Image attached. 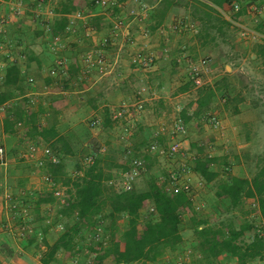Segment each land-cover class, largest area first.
<instances>
[{"label":"trees","instance_id":"trees-1","mask_svg":"<svg viewBox=\"0 0 264 264\" xmlns=\"http://www.w3.org/2000/svg\"><path fill=\"white\" fill-rule=\"evenodd\" d=\"M252 2L255 1L160 0L159 5L150 13L149 20L151 29L155 30L172 8H182L195 28L193 37L199 47L207 49L216 47L218 44L216 39L221 37L219 42L228 44L230 50L233 46L229 45L230 40L227 43L223 38L221 26L225 22L219 10L224 8L228 11L230 20L238 21L239 16L245 13L246 7ZM72 3L67 1L56 9L59 18L51 24V35L60 33L66 26V15L76 6L75 2ZM85 3L86 0H77V7H83ZM119 4L110 7L109 12L119 13ZM234 4L239 7L235 13L232 10ZM92 10L93 7L89 9ZM89 19L88 24L97 27L99 18L92 16ZM180 24H183L182 20L179 21ZM172 30L184 32L178 27ZM257 30L264 33L263 24L257 26ZM5 54H1L0 58L6 60L8 55ZM248 54L252 64L258 67L264 85V39L251 42ZM28 58L29 56L26 60H29ZM223 58L232 68L231 61L236 57L230 56L227 52ZM173 67L175 71L178 70L179 61L175 62ZM21 84L22 77L17 64L8 63L0 85V106L13 98H21L19 99L21 105L19 107L14 105L11 107L12 111L7 109L10 116H6L3 120V132H9L16 123L24 127L29 126L26 136L31 138V144L45 146L57 159L56 163L44 162L40 168L41 173L47 174L51 181L64 188V194H67V198L58 204V209L48 226L41 225L44 217L40 208L46 205L50 208L56 203L49 190L40 193L29 191L23 193L22 197H17L21 199V203L18 202L16 209L12 211V226L38 222L36 228L33 225L29 237L18 240H27L28 244L39 240L43 248L38 258L39 264L56 262L58 254L75 258L76 246L82 240L83 232H88L91 238L95 236L97 239L94 240L95 243L92 239L89 240L90 243L84 248L85 254L81 256L82 261H76V264H157L171 248L179 247L183 243L182 216L186 213H189L190 218L189 223L184 227L186 226V230L191 232L200 247L201 258L198 262L218 264L217 260L222 253L230 257L228 263L231 258L235 260V264L264 260V238L256 231L254 223L242 220L236 225L235 221L228 219L218 226L211 227L204 219L196 218L189 196L181 193L169 195L157 184V177L165 176V173L163 170L159 175L152 173L153 165L159 161L148 152V147L151 143L163 147L166 143L163 135L153 137L152 132L150 135L145 133L144 126L134 127L132 138L135 135L141 136L142 133L148 137L145 136L146 138L139 140L137 144L132 143L130 139L129 147L126 148L130 149V153L125 154V147L121 150L122 153L124 152L123 163L118 162L112 154L106 153L105 149L101 151L92 141L76 150L74 146L82 142L76 139L73 132L67 131L60 135L55 127V120L40 124L38 110L25 114L24 106L28 101L21 97L23 92ZM240 90L242 89H235L228 76L221 77L212 86L197 88L194 97L176 113L175 119L180 120L184 127L183 139L188 141L186 131L191 126L196 125L198 130L201 128L200 119L208 117L206 113L212 110L216 94L220 95L226 106H230L232 115L239 114L240 105L255 109L253 104H245ZM179 91L184 92L185 88ZM142 108L144 109V106ZM100 118L97 126L110 132L116 129L112 114L107 109L102 111ZM251 128L252 125L248 126L247 122L240 127L244 142H250ZM201 150L202 148L196 153L192 171L203 184H213V195L222 210L228 214L236 211L245 215L247 211H243V206L246 204L250 206L253 201L255 203L253 208L259 216L257 219L264 224V149L252 158L253 165L248 178L232 176L228 169L225 172L221 170L220 176L212 169L213 166L218 165L219 160L203 156ZM134 157L142 159L145 172L133 183L130 191H124L120 185V174L128 170V163ZM65 158L74 160L71 172L66 170V165L63 163ZM243 158L246 162L249 157L244 155ZM220 164V167L225 166L224 162ZM25 183V180H19L17 188L23 189ZM24 205L29 220H22L21 208ZM120 220L125 222L122 227L117 223ZM56 225L61 228L59 232L51 229ZM199 226L203 227L197 230ZM96 228L100 229L102 234H99ZM245 232H252L248 243L242 242ZM166 264L171 263L168 261Z\"/></svg>","mask_w":264,"mask_h":264},{"label":"crops","instance_id":"crops-1","mask_svg":"<svg viewBox=\"0 0 264 264\" xmlns=\"http://www.w3.org/2000/svg\"><path fill=\"white\" fill-rule=\"evenodd\" d=\"M67 1L69 0H44L43 6L39 11L36 8L37 0H22L16 7L17 12L13 14L10 9L16 6L14 0H0V17L7 19L5 27L0 32V44L2 45L0 55H4L5 53V55H8L6 60L0 58V85L5 73V66L8 63H16L22 77L21 88L23 92L21 97L24 99L26 98L27 101L31 103L35 102L38 104L37 110L40 116L38 117L40 122H44L42 124H45L46 121L55 120V127L60 135L65 134L67 131H71L80 143H86L89 134H91L90 131L86 129L88 128L87 124H83L84 120H88L86 122L88 123L90 120L99 119L104 109H107L113 114V112H115L114 109L117 110L122 103H127L134 99V90L141 85L148 88L147 90L144 87L149 98H147V96L143 97L144 109L136 122V126H144L146 134L148 135H150L151 132L153 134L161 125L169 128L175 119H171L174 116L175 110H179L182 106L178 105V103L181 104L183 95L180 96L179 94L183 93H177L175 91L172 93L174 89L169 87L171 85L168 84L167 79L174 76L176 81L178 80V76H182L185 79L187 78L186 67L184 70L178 69L179 73L171 67H173L175 62L183 60V56H185V52L183 51L184 53H181L179 49L184 50V48H188L191 44H194V40L185 41V39H182V37L178 35L173 37L167 29L178 19L182 21L188 20L190 22L186 11L182 8H172L162 23L155 30H152L149 20L150 13L159 5L160 0L140 1L141 5L147 7L145 10L147 17L142 22L133 20L128 22L126 17L124 21V18L121 17V13H103L101 8L95 6L92 11H89V9H80L74 5L75 8L66 15L67 24L64 29L56 35H51V24L54 20L59 18L56 9ZM254 1L255 2L250 3L246 7L245 13L239 16L238 21L227 20L229 15L228 11L224 8L219 10L223 20L229 21L230 25L234 24L239 28L235 27V31L239 33L240 36L248 34L249 32L250 36L246 38L250 39L251 42L264 39V33H260L258 30L254 29L256 26L260 27L261 24L264 26V0ZM72 4H74V2ZM44 9L45 11H52L53 15L50 17L47 15V17ZM123 10L124 9L121 10L122 13ZM237 11H234V13ZM36 15L40 16L39 20H37L38 18H36ZM92 16L99 18L97 27L88 24L89 18ZM115 23L119 24L120 29L123 28L121 31L122 33L118 34L120 36L122 35L121 37L115 36V31L113 30ZM141 28L144 29H142V31L148 33L147 38L140 37V33L142 32ZM161 29L164 31V33H161L163 35L158 34ZM8 31L11 33V37L6 40L4 37H6ZM136 46L138 49L143 47L142 51L146 52L147 55H150L154 59V64L149 69L138 71L130 65V51L134 50ZM160 48H163L162 52L167 49L168 51L166 52H169L168 55H163ZM128 52L130 53L128 54ZM224 52L225 54H220L219 52L212 53L213 57L210 61V65L208 63L209 70L217 68L216 63L221 62L222 59L224 60L223 57L226 56L227 52L232 57H242L229 49L227 52ZM87 53L103 56L107 61V72L103 75L90 72L88 77L85 76L83 78L86 87L82 84L81 88H76L74 87L76 79H79L81 76L82 65H80V62ZM27 56H29V60H26ZM58 60L64 62L63 68L58 69L54 67V63ZM53 67L57 70V75L49 74V71ZM168 67L170 68L169 71L171 75L168 71ZM225 68H227V66L224 65V69ZM61 72H63V74ZM28 79H32L33 84L28 83ZM72 84H74V86ZM171 94L175 95L171 96ZM18 103H20V101L18 102L17 98H13L0 106V144H4L6 149L13 150L18 158L9 159L8 164L6 163L0 166V264H39L38 258L43 251L39 240L28 244L26 242L27 240L24 241L14 238L10 232H7L4 226L7 224L11 227L12 231L16 227L12 226L13 209L9 207L11 204H14V202L8 203V206H6L4 200L5 195L13 201V199L29 191L31 193H40L44 190H49L41 181V176L43 175L41 171L35 169L33 164L29 161L26 162L18 157V153L25 150L27 144H31L29 140L20 141L19 132L21 127L17 126L19 124H14L9 132H3V120L6 116H10V112L8 113L7 109L12 111L11 107L14 105L17 106ZM164 108L168 109L167 113L163 112L162 109ZM238 109L239 114L230 115V119L224 120L223 124L220 121V131H212L209 128L208 131L205 130L208 135L212 132L217 133V135L220 133L219 137L221 138L219 140L221 141L218 142L216 136H214L213 139L210 138L207 146V152L209 153H207V155H202L219 160L218 165L213 166L212 169L220 174V176L222 175L221 170L225 172L228 169L232 176L248 178L251 172L247 173L244 170L242 164L244 160H242V157L248 155L252 160L257 150L254 148L260 146L258 144L260 140L253 138V134L250 133L252 135L250 136V142H244V138L240 133V126L244 122H247L248 126H253L254 124L258 125L259 122L256 124L253 119H242L244 110L248 111V113H250L249 115L252 116L253 109L249 106L243 109L238 106ZM170 114L172 115L171 118H169ZM25 129L28 131V127H25ZM223 129L224 134L221 132ZM86 135L87 138H85ZM229 135H232V140H236V143H238L236 152L232 155L226 153L224 146L221 147L224 142H228ZM209 146L210 150L208 151ZM187 149L189 150V148ZM251 160L248 161L250 162ZM71 162H74L71 158L64 159L63 163L66 165V170L67 165ZM222 162L225 163V166L220 167V163ZM161 169L164 171L163 167ZM68 172H71V170ZM138 179L139 177H137L134 182H136V180L138 181ZM195 179L199 178L194 175V180ZM19 180L26 181L23 189L17 188ZM212 187V183L203 184L201 182L198 186L196 184L194 185V195L191 203L194 206L196 218L198 219H204L205 216H208L206 215L208 207L203 209V202H207L209 199L207 200L208 196L205 198V195L203 196L201 194L200 189H209L212 202H216L217 200L213 195L214 188ZM249 202L251 203V201H248V203ZM253 205H255V203L252 201V206ZM196 207L198 209H196ZM50 209L51 207L49 208L48 205L40 208L44 213ZM42 216L45 218V215ZM189 216V213H186L185 218L189 219ZM184 221L183 219V222ZM200 229L197 227V230ZM183 233V243L179 247L171 248L170 251L162 257V261L170 257L169 255L172 256L170 258L173 260L188 249L201 258L198 242L192 238L188 239V243H186L185 239H187V236H183ZM187 233L188 232H186V235H188ZM248 241L249 239L245 242L248 243ZM37 243H39L38 246ZM199 258H191L189 263L206 264L202 263V261L198 262ZM229 258L228 254L222 253L217 263L235 264L233 258H231V261L228 263ZM81 259L82 258H80V260ZM80 260L66 254H58L56 262L52 264H67V261H69L70 264H76L75 262H80ZM249 264H264V260H255Z\"/></svg>","mask_w":264,"mask_h":264},{"label":"rangeland","instance_id":"rangeland-1","mask_svg":"<svg viewBox=\"0 0 264 264\" xmlns=\"http://www.w3.org/2000/svg\"><path fill=\"white\" fill-rule=\"evenodd\" d=\"M69 1L75 2L76 6H78V4H79V3L77 4V0H69ZM139 1H141V0H123V1L115 0V4H113V5H116V4L120 3L119 6H118L119 14L120 13L122 14L121 17L124 18V21L127 19L128 22H131L132 20L133 21L142 22L147 17L146 16V12H145L147 7L144 6V5H141ZM83 5L84 6L80 7V9L86 10V9H90L91 7H94V4H93L92 0H86V3L83 4ZM113 5H110L108 8H105V9L103 8L102 12L103 13L109 12L110 11V7H112ZM122 9H124L123 13L121 11ZM125 17H126V19H125ZM227 20H230L229 19V15H228ZM179 21H180V19L174 21L172 23V25L175 24V23H178ZM223 21L225 22L221 26V32L224 33L223 34V36H224L223 38L226 39V42L230 40V42H229L230 44L229 45L233 46L232 49L230 48V51H233V53H236V54H238L239 56H242V57H240V58L237 57L236 59L231 61L232 68H230L228 66L229 65L228 62L223 60V59L221 60V62L216 63L217 68H215L214 70H213V68L208 70L206 76L204 77L205 83H206L207 86H212L221 77L228 76L230 78L231 83L234 85L236 90H239V89L243 90V91L242 90H240V91L242 92V95L244 97L245 104H248V105L249 104H253L255 109H253L252 116L249 115L250 113H248V111L244 110V114H243V118L242 119L243 120L244 119H253L256 122V124L259 122L258 125L254 124L252 126L251 133L253 134V138H255L256 140H260V142L258 143L260 146L258 145L259 147L254 148V149H257L255 151L256 153H254V154H260L263 151V149H264V85H263V77L261 76L258 67L256 65H253L252 62L249 60L250 57H249V54H248V49H249V45H250L251 41H250V39H247L246 37H249L250 33L248 32V34L240 36L239 33H236V31H235V29L238 28L237 26H235L234 24L230 25L229 21H226V20H223ZM184 22L192 24L188 20H183V23ZM172 25L170 26L169 29H167L168 32L170 31L169 33H170L171 36L175 37L176 35H178V36L182 37V39H185V41H192V39L194 40L193 36H194L195 32L185 31V32H178L177 33V31L171 29ZM118 29L119 30L114 32L115 36L121 37L122 35L120 36L118 34L122 33L121 31H122L123 28L122 29L118 28ZM142 29L143 28H141V31H142ZM254 29L257 30V26ZM162 31L163 30L161 29L160 33H158V34L163 35L161 33H164V31L163 32ZM145 33H146V36H144ZM10 37H11V33H9V31H8L7 35H6V37H4V39L6 38V40H8L7 38H10ZM140 37L141 38H147L148 37V33L145 32V31H142L140 33ZM220 38L221 37H218L216 39V42L218 43V44L216 43L217 46L216 47H212L211 49L199 47L198 43L195 40L193 41L194 44H191V46H189L188 48L186 47V48H184V50H180L179 49V51H181V53L183 51L185 52V53L183 52L184 55H185V56H183V60H180V62H179L180 63V68L179 69L184 70V68L186 67V60L187 59L189 61H191L192 63L193 62H197L199 59H205L210 65V61H211V59L213 57L212 53H214V52L218 53L219 52L220 54H222V53L225 54L224 51H226V49L228 51V44H227L228 42L226 43L227 45H225L223 42H219ZM135 44H138V43H135ZM142 48L138 49V47L136 46V48H134V50H131L130 52L132 54L133 52L141 50ZM162 49L160 48L161 53L163 55H165V56L168 55L169 52H166L168 50L165 48L166 50H163V52H162ZM130 52H128V54ZM142 52L144 54H146V52H144V51H142ZM81 62H82V59H81ZM81 62H80V65H82L81 70H83L84 69V64H83V62L81 64ZM153 64H154V59L152 58L151 66ZM224 65L227 66L228 68L224 69ZM171 68H174V67H171ZM79 70H80V68H79ZM169 70H170V68L168 67V71ZM90 72H96V71L95 70H91ZM90 72L88 74H85V75H82L80 73V75L83 76V77L80 76L79 79L77 78L75 86H74V84H72V85L74 87H76V88L77 87L81 88L82 84H83L84 87H86L85 86V80L83 78L85 76L88 77L90 75ZM176 72L179 73V70H176ZM169 73L171 75L170 71H169ZM167 82H168V84L171 85L169 87L174 89V90H172V93H174V91L179 93L180 89L185 88V91L181 92L183 94H179L180 96L183 95V99H182L181 104L178 103V105H182L181 107H183L186 103H188L189 100H191L194 97L195 90L197 88H195L191 84V82L188 81V77L185 79L182 76H178V80L176 81L175 80V76H174V77L168 78ZM28 83L33 84V81L32 82H28ZM244 85H245V88H243ZM139 87L140 88H142V87L144 88L145 86L141 85V86H138L136 89H138ZM146 89L148 90V88H146ZM146 89H145V92L143 93L142 97L147 96ZM135 95L136 94L133 93L134 99L132 101H130V102H127V103L133 104L136 101L135 100L136 99ZM174 95L175 94H173V95L171 94V96H174ZM216 95L217 96L215 98V102L213 104V108H212L211 112L206 113V116L207 115L215 116L223 124L224 120L230 119V117H231L230 115H232L231 114V108H230L229 105L228 106L225 105L224 100L220 97L219 94H216ZM150 97H151V95H150ZM147 98H149V97L147 96ZM19 101L20 100L18 99V102ZM143 102H144V100H143ZM20 105H21V103H18L17 107H19ZM240 107L242 109L244 108L243 105H240ZM37 108H38V104H36L35 102L31 103V102L28 101L27 104H25V106H24L25 114H30V113L35 112V111H37ZM162 110H163V112L167 113L168 109L164 108ZM114 111H116V110L114 109ZM176 111L178 112L179 110H175L173 118H171L172 117L171 114L169 115V118L174 119L176 117V113H177ZM141 112H140V114H141ZM140 114H139L136 122L138 121V119L140 117ZM97 120L100 123L101 119L99 118ZM87 121L88 120H84L83 124H87L86 123ZM38 122L41 123V124L44 123V122H40V119H38ZM136 122H135L134 127H136V124H137ZM199 125L201 126V128L199 130L196 127V125H193V126H191V128L189 130L186 131L187 132V136H188V141L186 140L187 144H188V147H187V144H186V147L189 148V150L191 152H193L194 154L198 153V150L202 148V150H201L202 154L203 155H207V153H209V152H207L208 141H210V138L213 139V137L216 136L217 141L220 142L221 141V140H219L221 138V137H219L220 133H218V135H217V133H214V132L210 133L209 135L206 134V131H208L209 129H208V127L206 128L207 125H206V119L205 118L200 119ZM17 126L21 127V130L19 132L20 141L23 142L25 140H29V141L32 142L31 138L29 136H26L27 132H26L25 127H28V129H29V126H25V127L24 126H20V125H17ZM115 128L116 129H114L111 132L109 130L105 131L101 126H97V127L93 128V129L86 128L91 133L88 136L87 142L86 143H81V144H79L77 146L75 145L74 147H75L76 150H79L81 147H84V145H86L88 142L92 141L96 146H98V148H100L101 151H104V149H105L106 153L112 154L118 160V162L123 163L122 161H123V153L124 152L122 153L121 150H122L123 147H125V149L129 147L130 139H132L131 140L132 143L137 144L139 140H141L143 138H146L148 136H146L145 134H142L141 136L135 135L132 138L131 135H132L133 129H134V128H132L131 131L128 132L127 137H123L122 136V132L119 129V127L115 126ZM221 132H222V134H224V129ZM145 133H146V131H145ZM231 137H232V135L231 136L229 135L228 142L227 143L224 142V144L221 145V147H223V146L225 147L226 153L228 155L229 154L232 155L234 152H236V146H238V143H236V140L235 141L232 140ZM233 139H234V134H233ZM2 145L4 146V144H2ZM28 145H30V144H27L26 147ZM119 147H120V149H118ZM3 148H4V151H5V163L8 164L9 163L8 162L9 159H14L15 157L17 158V156L15 155L13 150L6 149L5 146ZM128 150H130V149H128ZM209 150H210V146H209L208 151ZM23 152H24V150L21 151V153L19 152V154H22ZM242 160H244L243 157H242ZM248 160H251V159L249 158ZM248 160L246 162L243 161L242 164H243L244 170L247 173H250L251 172L250 168H252L253 163H252V161L249 162ZM158 161H159L158 163H155L153 165L151 170H153L152 171L153 173L159 175L160 171L162 170L161 168L165 167V162H163L161 160H158ZM72 168H73V162H71L70 164L67 165V171H70ZM200 192H201V194L203 196L205 195V198H206V196H208L207 200L209 199V201L203 202V209L208 207L207 214H206L208 216H205L204 220L207 221V224L209 226H211V227L218 226L222 222H225L228 219L235 221L234 223L236 225L238 223H240L242 220H247V221L249 220L251 223H254V225L257 224V220H258L257 218L259 216L257 215L256 211L254 210L252 204L250 206H249V204H246L245 206H243L244 207L243 211H247L245 215L239 214L236 211H233V213L228 214V213H226L225 211L222 210L221 206L219 205V203L217 201L216 202H212V200H211L212 196H211V193H210L209 189H202L201 188ZM63 198L66 199L67 198V194L64 195ZM58 204H59L58 202L54 203L52 205L51 209L49 211H46L45 213L40 210L42 212V215H45V218H43L41 225L48 226L52 222V219L54 217L53 215L55 214V212L58 209ZM185 215L186 214H184L182 216V220L183 219L185 220L182 223V231L184 232L183 236H187V239H185V242L188 243L187 242L188 239H192L193 236L191 235L190 231L186 230L187 229L186 226L184 227V225L186 223L187 224L189 223V219L185 218ZM49 219H51V220H49ZM117 223L121 227L124 226V224H125V222L122 221V220L118 221ZM32 224L35 226L34 228H36L37 225H38V222L35 221ZM51 229L53 231H55V232H59L61 230L59 225H56L53 228L51 227ZM137 229H138V231L140 230L139 227ZM96 230H97V228H96ZM186 232H188L187 233L188 235H186ZM98 233L102 234V231L99 229ZM81 235H82V240L79 241V243L76 246V250H75V257L77 258V260H80V258H81L80 256L83 257V255L85 254L84 248H85L86 245H88L90 243L91 239L93 240L94 243L96 242L94 240L97 239L95 236H94V238H91L90 235L88 234V232H83ZM247 235H249V236H247ZM251 236H252V232H245L244 236L242 238V242H245L248 239L250 240ZM27 237H29V236H26L25 238H27ZM38 238L40 239V236H38ZM38 245H39V243H37V246ZM81 253H83V254H81ZM169 256L172 257L171 255H169ZM170 257H167L165 260L162 261V263L164 264V263H166L168 261L171 262V258ZM80 261H82V259ZM67 264H70L69 261H67ZM108 264H112V263H108Z\"/></svg>","mask_w":264,"mask_h":264},{"label":"built area","instance_id":"built-area-1","mask_svg":"<svg viewBox=\"0 0 264 264\" xmlns=\"http://www.w3.org/2000/svg\"><path fill=\"white\" fill-rule=\"evenodd\" d=\"M21 1L22 0H14L16 6L10 9L13 14L17 12L16 7L21 3ZM92 2L95 7L101 9L108 8L110 5L115 4V0H92ZM43 3L44 0H37L36 8L39 11L41 10ZM237 10L238 7L236 4H234L233 11ZM45 15H48L50 17L53 14L52 11L47 10L45 11ZM36 16V18H38L37 20H39L40 16ZM6 23L7 19H5L4 17H0V32L5 27ZM176 27L182 29L184 32H194L195 30L193 24H189L186 22L180 25L178 22L176 26H172V29H175ZM118 28L119 24L115 23L113 26V30L117 31L119 30ZM144 36H146V33L144 34ZM1 47L2 45L0 44V50L2 49ZM129 60L130 65H132L134 69L147 70L151 66L152 57L150 55L144 54L141 49L133 52L130 55ZM82 62L84 64V69L81 70L82 75L88 74L91 70H95L100 75H103L107 72V61L101 55H92V53H87L83 56ZM54 67L58 69L63 68L64 62L62 60H58L54 63ZM54 67L49 71V74L57 75V70H55ZM185 70L188 77V81H190L195 88L206 86L204 77L206 76L209 68L208 62L205 59H199L197 62L193 63L187 60ZM61 73L63 74V72ZM27 81L32 82V79H28ZM144 92L145 89L143 87H139L138 89H136V101L133 104L122 103L118 107V109L112 114V120H114L115 126L119 127V129L121 130L123 137H127L128 132H130L131 129L134 128L135 122L143 109L142 107L144 102L142 96ZM98 123L99 121L97 119L90 120L87 123V127L89 129H93L97 127ZM206 125L212 131L221 130L220 121L215 116L208 115V117L206 118ZM159 134L165 137V145L162 147L156 143H151L148 147L149 153H151L159 160L165 162V167L163 168L165 176H158L157 184L161 186L164 192L169 195L181 193L186 196H189V199L192 201L194 195V185H200L201 181L199 179L194 180V173L192 171V167L197 155L191 151H188L186 147V141L183 139L184 127L181 124V121L178 119H174L169 128L161 125L157 128V130L153 132L152 135L153 137H155ZM125 152L126 154L130 153L128 149H126ZM18 157L22 160H25L26 162L29 161L30 163H32L35 169H37L38 171H40L42 164L46 161L51 163L57 162V159L52 154V152L45 146L42 147L41 145H28L22 154L18 153ZM5 164V151L3 147L0 146V166H3ZM144 172L145 167L142 159L136 157L131 158L130 162L128 163V170L120 174L121 188L124 191H130L133 188V183L135 179ZM41 181L47 186L56 202L60 204L65 200L63 198V196L65 195L64 188H62L58 184H54L47 174H43L41 176ZM4 200L6 206H8V203L14 202V204H11L9 206L10 209H15L17 204L21 203V199L16 198L11 201V199H9L7 195H5ZM253 207H255V205H253ZM196 209L198 208L196 207ZM21 212L22 220H29L27 216V208L25 205L23 208H21ZM4 226L7 232H10V234L16 239H25L26 236L32 233L33 229L32 223L16 226L13 231L11 227L7 224H5ZM254 226L259 235L264 238L263 222L257 220V224H255ZM96 231H99V229H97ZM191 258H199V255L193 253V251L188 249L185 250L180 256L176 257L175 259L171 260V262H169L171 264H190L189 261L191 260ZM157 264L163 263L159 262Z\"/></svg>","mask_w":264,"mask_h":264},{"label":"water","instance_id":"water-1","mask_svg":"<svg viewBox=\"0 0 264 264\" xmlns=\"http://www.w3.org/2000/svg\"><path fill=\"white\" fill-rule=\"evenodd\" d=\"M228 68V67H227ZM202 226H199L198 229H200Z\"/></svg>","mask_w":264,"mask_h":264}]
</instances>
